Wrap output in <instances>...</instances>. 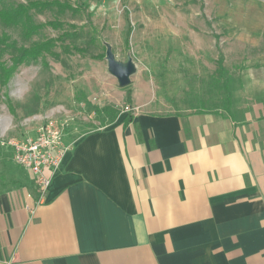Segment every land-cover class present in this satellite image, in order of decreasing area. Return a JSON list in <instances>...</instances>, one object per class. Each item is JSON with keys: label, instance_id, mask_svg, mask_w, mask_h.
<instances>
[{"label": "crops", "instance_id": "crops-1", "mask_svg": "<svg viewBox=\"0 0 264 264\" xmlns=\"http://www.w3.org/2000/svg\"><path fill=\"white\" fill-rule=\"evenodd\" d=\"M81 1L92 15L118 2ZM201 12L220 33V106L167 110L126 89L130 121L63 131L41 203L24 169L29 182L0 192V264H264V0H202Z\"/></svg>", "mask_w": 264, "mask_h": 264}, {"label": "rangeland", "instance_id": "rangeland-1", "mask_svg": "<svg viewBox=\"0 0 264 264\" xmlns=\"http://www.w3.org/2000/svg\"><path fill=\"white\" fill-rule=\"evenodd\" d=\"M59 1L71 9L55 7L32 15L36 23L58 21L61 28L46 26L29 41L21 38L18 28L0 29L18 47L46 39L55 42L50 53L22 64L0 88V142L35 134L49 123L70 138L102 131L111 116L128 111L126 89L136 93L138 102L167 104V110H200L222 103L214 43L220 33L208 26L202 0H150L136 9L128 0H118L112 14L94 10L93 15L81 0ZM108 48L117 62L131 59L135 66L126 87L118 86L108 72L102 58ZM9 151L0 145V192L29 182Z\"/></svg>", "mask_w": 264, "mask_h": 264}, {"label": "trees", "instance_id": "trees-1", "mask_svg": "<svg viewBox=\"0 0 264 264\" xmlns=\"http://www.w3.org/2000/svg\"><path fill=\"white\" fill-rule=\"evenodd\" d=\"M55 7H63L62 9H71L67 4L62 5L59 0H25L24 3H14L10 0H0V29L18 28L20 36L24 41H29L39 31L50 26L54 29L61 28L63 25L58 21H49L45 24L36 23L32 13H42L45 10H52ZM53 39H46L39 42L31 43L30 46H17L15 40L11 36L0 31V88L5 87L10 79L13 77L17 69L27 62L34 60L44 53H50L54 47ZM78 52H85L82 49L75 48ZM5 55L9 56V60H3ZM103 58V56H102ZM223 60L220 57L217 61V72L220 76L223 75L222 68ZM226 87V82L224 83ZM126 105L128 108V115L126 121L132 119V110L130 108V92L126 94ZM228 96L225 95L224 102H228ZM106 112L107 109L105 108ZM99 112V111H98ZM111 116V115H110ZM114 116H111L113 118Z\"/></svg>", "mask_w": 264, "mask_h": 264}, {"label": "built area", "instance_id": "built-area-1", "mask_svg": "<svg viewBox=\"0 0 264 264\" xmlns=\"http://www.w3.org/2000/svg\"><path fill=\"white\" fill-rule=\"evenodd\" d=\"M62 134L63 130L49 123L41 127L34 138H2L0 142L1 146L10 150L14 164L31 173L36 188L35 204L44 200L50 184L51 176L46 172L52 175L68 149ZM27 197L32 198L30 194Z\"/></svg>", "mask_w": 264, "mask_h": 264}, {"label": "water", "instance_id": "water-1", "mask_svg": "<svg viewBox=\"0 0 264 264\" xmlns=\"http://www.w3.org/2000/svg\"><path fill=\"white\" fill-rule=\"evenodd\" d=\"M105 61L107 63L108 72L116 79L120 87H126L130 83V77L135 72V66L131 59L127 63L122 64L115 60L111 50L108 48L105 52Z\"/></svg>", "mask_w": 264, "mask_h": 264}]
</instances>
